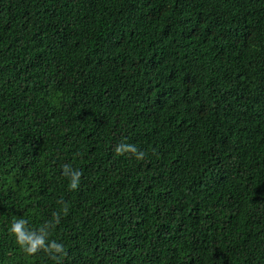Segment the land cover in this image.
Masks as SVG:
<instances>
[{"label":"trees","instance_id":"obj_1","mask_svg":"<svg viewBox=\"0 0 264 264\" xmlns=\"http://www.w3.org/2000/svg\"><path fill=\"white\" fill-rule=\"evenodd\" d=\"M60 199L62 264H264V0H0V264Z\"/></svg>","mask_w":264,"mask_h":264},{"label":"clouds","instance_id":"obj_2","mask_svg":"<svg viewBox=\"0 0 264 264\" xmlns=\"http://www.w3.org/2000/svg\"><path fill=\"white\" fill-rule=\"evenodd\" d=\"M116 156L134 157L136 160H143L146 153L138 149L134 144L121 142L114 148ZM62 175L69 181V188L72 191L78 189L83 172L73 168L69 164L62 166ZM59 211L52 213L51 219L47 220L39 228L32 229L28 221L22 217H13L8 229L9 235L14 237L15 243L28 256L43 252L54 264H62V257L66 256L65 246L55 239H50L51 232L60 224L62 216L70 212L69 203L63 199L57 201Z\"/></svg>","mask_w":264,"mask_h":264},{"label":"bare ground","instance_id":"obj_3","mask_svg":"<svg viewBox=\"0 0 264 264\" xmlns=\"http://www.w3.org/2000/svg\"><path fill=\"white\" fill-rule=\"evenodd\" d=\"M145 10V9H144Z\"/></svg>","mask_w":264,"mask_h":264}]
</instances>
